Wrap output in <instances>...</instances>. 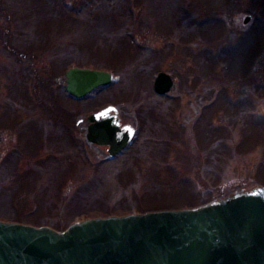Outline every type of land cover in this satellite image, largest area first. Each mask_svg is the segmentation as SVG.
<instances>
[{"label":"rangeland","instance_id":"obj_1","mask_svg":"<svg viewBox=\"0 0 264 264\" xmlns=\"http://www.w3.org/2000/svg\"><path fill=\"white\" fill-rule=\"evenodd\" d=\"M0 26V195L23 196L35 225L141 212L142 192L168 209L262 185L264 0H0ZM71 66L112 80L81 98L53 95L47 104L71 114L55 122L34 93L49 81L61 91ZM159 71L173 80L164 95ZM23 92L35 104L13 100ZM107 104L136 130L115 156L85 137L86 115Z\"/></svg>","mask_w":264,"mask_h":264},{"label":"water","instance_id":"obj_2","mask_svg":"<svg viewBox=\"0 0 264 264\" xmlns=\"http://www.w3.org/2000/svg\"><path fill=\"white\" fill-rule=\"evenodd\" d=\"M111 80L104 69L65 71V89L78 98ZM172 83L159 71L153 89L164 94ZM86 120V139L106 145L110 156L134 134L130 124L120 125L112 104ZM0 264H264V187L196 208L86 218L62 231L0 220Z\"/></svg>","mask_w":264,"mask_h":264},{"label":"trees","instance_id":"obj_3","mask_svg":"<svg viewBox=\"0 0 264 264\" xmlns=\"http://www.w3.org/2000/svg\"><path fill=\"white\" fill-rule=\"evenodd\" d=\"M127 5H124V7H125L124 8L125 9L124 13L126 12V13L129 14L128 10L131 8V6L130 5L127 6ZM2 29H3V27L0 26V30L1 31H2ZM128 41L130 43H133L134 40L132 38H128ZM81 45L84 46V44H81ZM81 48H83V47H81ZM12 49H13V51L9 50V53L12 54V55H16L17 58L19 59L21 53L16 49V47H13ZM25 54L27 55V57H29L28 54L30 55V52H28V54H27V52H25ZM27 57H26V59H27ZM106 60L108 61V59H106ZM108 62L111 63L110 61H108ZM89 63H91V62H89ZM58 68H59V65H58ZM61 68H62V71H63L64 68L63 67H61ZM33 71H35V70H33ZM49 82H44L43 87L46 89V92L45 93L41 92V93H44L45 96H40L39 94H41V93H39V92H38L39 94H37V92L34 93L35 97H40V98H38V102H37L38 105L36 107L40 106L41 107V111H43V113H45V115L48 118H51V120L52 119L54 120V118H57V114H59V116L62 117V118H66V117L69 118L70 115H71L70 112L67 114L66 113V108H64L62 105H57V104L53 105L51 103L47 104L46 101L48 99H50L53 95H56V93H57L58 96H62L63 95L64 98H68L70 96L67 93H65L64 86H60L59 88H60L61 91H57L56 88L51 86V82L50 83ZM36 84H37V82H36ZM13 98H14L13 100H15V102H18V103L33 101L32 104H35V100H33L31 96L29 97L28 94L26 95V92H23L22 96H21V93H19L18 97H14L13 96ZM36 101H37V99H36ZM28 108H30V110H33V108H35V107H32L30 105V106H28ZM70 119H72V117ZM57 121H59L58 118L55 119V122H57ZM32 122H31V124H32ZM16 125L18 126L19 132L22 131V132H20L21 134H23L24 132L27 133V129L22 130V129L27 127L25 124L17 123ZM71 125H72V123H71ZM37 131L39 132V130H37ZM255 143H258V139L256 140V138H254V140L250 141L247 145L249 147H252V146H254ZM258 183L264 185V175L263 174L261 176H258ZM146 195L147 194H143V192L141 193V197L138 199V204H137L138 205L137 206L138 211L143 212V211L152 210V209H164V208H166V207L158 208V207H155L156 205L150 204V201H147L148 199L147 200L145 199V197H147ZM19 197L20 198H17V196L11 195L9 198H7V197H5L3 195H0V219L17 221V222H23V223H30V224H36V223H34V222L37 221L36 216H35V212L33 210L24 209L23 205H24L25 201L21 203V200H23L25 198H23V196H19ZM152 202L155 203L154 201H152ZM163 203H160V204H163ZM165 203H169V202H165ZM7 204H9V206H11V209L14 210L12 212L10 211L8 214H6V212H3L4 209H5L4 206H7ZM160 206H168V205H160ZM1 208L3 210L2 212H1ZM167 208L168 209H173V208H180V207H167ZM115 211L126 212V210H122V211L115 210ZM104 212L105 211H101V212L94 213L93 215H90V214L86 215L84 217L98 216L99 214H104V215L113 214V212H111V213H104ZM39 224H41V223H39Z\"/></svg>","mask_w":264,"mask_h":264}]
</instances>
